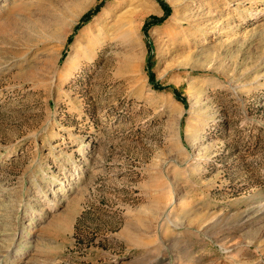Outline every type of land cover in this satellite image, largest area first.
<instances>
[{
    "label": "rangeland",
    "instance_id": "374dc122",
    "mask_svg": "<svg viewBox=\"0 0 264 264\" xmlns=\"http://www.w3.org/2000/svg\"><path fill=\"white\" fill-rule=\"evenodd\" d=\"M160 1L0 0V264H264V0Z\"/></svg>",
    "mask_w": 264,
    "mask_h": 264
},
{
    "label": "bare ground",
    "instance_id": "6f19581e",
    "mask_svg": "<svg viewBox=\"0 0 264 264\" xmlns=\"http://www.w3.org/2000/svg\"><path fill=\"white\" fill-rule=\"evenodd\" d=\"M144 4H145V7L147 9V11H153L154 8L151 6V4L149 2H145L144 1ZM94 31V29L92 28V26L88 25L85 29H84V32H85V35L86 34H92V32ZM102 36V35H101ZM98 38H101L100 36ZM105 36L103 34L102 36V39L104 40ZM103 40L101 41V43L103 42ZM100 44V43H99ZM79 50L78 49H75V53L73 54L72 52H69V54L66 56V60L68 61V63L70 62H74L77 60V58L79 57Z\"/></svg>",
    "mask_w": 264,
    "mask_h": 264
},
{
    "label": "trees",
    "instance_id": "16d2710c",
    "mask_svg": "<svg viewBox=\"0 0 264 264\" xmlns=\"http://www.w3.org/2000/svg\"><path fill=\"white\" fill-rule=\"evenodd\" d=\"M160 2H161V4H162V7L167 11L168 8H169V5H168L165 1H163V0H161ZM97 7H98V4L96 5L95 8H97ZM91 12H92V11H90V10L84 12V13L82 14V16L80 17V21H82V20H84V18L88 17V16L90 15ZM157 20H160V17H158L157 15H151V16H150V20H149V21L152 22V21H157ZM69 38H71V37L69 36L68 39H69ZM149 76H150V78H151V77H152V73H149Z\"/></svg>",
    "mask_w": 264,
    "mask_h": 264
}]
</instances>
